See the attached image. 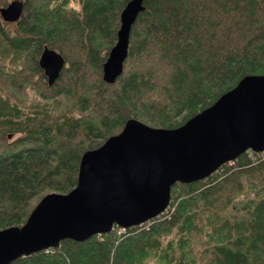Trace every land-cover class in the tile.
Segmentation results:
<instances>
[{
  "label": "trees",
  "instance_id": "16d2710c",
  "mask_svg": "<svg viewBox=\"0 0 264 264\" xmlns=\"http://www.w3.org/2000/svg\"><path fill=\"white\" fill-rule=\"evenodd\" d=\"M75 1L80 12L72 0H22L12 36L0 15V56L13 50L21 62L0 67V230L22 226L44 195L70 192L82 155L128 120L177 128L264 74V0H144L114 84L102 67L130 0ZM44 47L65 59L52 86L39 67ZM29 91L44 102L27 106ZM11 264H264V152L175 184L166 211L142 225Z\"/></svg>",
  "mask_w": 264,
  "mask_h": 264
},
{
  "label": "water",
  "instance_id": "95a60500",
  "mask_svg": "<svg viewBox=\"0 0 264 264\" xmlns=\"http://www.w3.org/2000/svg\"><path fill=\"white\" fill-rule=\"evenodd\" d=\"M144 10V0H130L122 10L116 44L102 67L104 82L114 84L122 75L132 27ZM22 11L23 2L14 0L0 15L13 23ZM64 66L60 53L44 47L39 67L49 86ZM248 151L264 152V74L243 77L177 128L128 120L120 133L82 155L70 192L44 195L22 226L0 230V264L66 239L84 242L114 227L142 225L166 211L175 184L203 180Z\"/></svg>",
  "mask_w": 264,
  "mask_h": 264
},
{
  "label": "rangeland",
  "instance_id": "374dc122",
  "mask_svg": "<svg viewBox=\"0 0 264 264\" xmlns=\"http://www.w3.org/2000/svg\"><path fill=\"white\" fill-rule=\"evenodd\" d=\"M18 1H22V0H18ZM77 3L78 2L75 0H72L71 2L73 7H76ZM4 27L6 31L8 32V35L12 36L15 34V25L12 22L10 23L4 22ZM4 55L5 57L0 56V67L2 66L3 69H5L6 71H11V72L17 71L21 67V62L15 56V52L13 50L9 52L5 50ZM28 96H29V99L26 103L27 106H33L38 103L44 102V99L38 97L34 92L29 91Z\"/></svg>",
  "mask_w": 264,
  "mask_h": 264
},
{
  "label": "clouds",
  "instance_id": "9594fccd",
  "mask_svg": "<svg viewBox=\"0 0 264 264\" xmlns=\"http://www.w3.org/2000/svg\"><path fill=\"white\" fill-rule=\"evenodd\" d=\"M71 6H72V5H69V7H71ZM55 7H56L55 2H54L52 5H50V8H51V9H54ZM82 7H83L82 4L77 3V5H76V7H75V10H76L77 12H80L81 9H82Z\"/></svg>",
  "mask_w": 264,
  "mask_h": 264
},
{
  "label": "built area",
  "instance_id": "2783aa9c",
  "mask_svg": "<svg viewBox=\"0 0 264 264\" xmlns=\"http://www.w3.org/2000/svg\"><path fill=\"white\" fill-rule=\"evenodd\" d=\"M121 229V231H123L124 229L123 228H120Z\"/></svg>",
  "mask_w": 264,
  "mask_h": 264
},
{
  "label": "flooded vegetation",
  "instance_id": "af4514ba",
  "mask_svg": "<svg viewBox=\"0 0 264 264\" xmlns=\"http://www.w3.org/2000/svg\"><path fill=\"white\" fill-rule=\"evenodd\" d=\"M12 1H13V0H12ZM12 1H11V2H12Z\"/></svg>",
  "mask_w": 264,
  "mask_h": 264
},
{
  "label": "bare ground",
  "instance_id": "6f19581e",
  "mask_svg": "<svg viewBox=\"0 0 264 264\" xmlns=\"http://www.w3.org/2000/svg\"><path fill=\"white\" fill-rule=\"evenodd\" d=\"M144 120V119H143Z\"/></svg>",
  "mask_w": 264,
  "mask_h": 264
}]
</instances>
